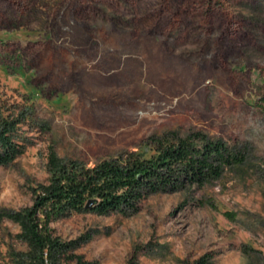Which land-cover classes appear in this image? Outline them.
<instances>
[{
  "label": "rangeland",
  "instance_id": "1",
  "mask_svg": "<svg viewBox=\"0 0 264 264\" xmlns=\"http://www.w3.org/2000/svg\"><path fill=\"white\" fill-rule=\"evenodd\" d=\"M3 117L25 149L0 164L1 209L34 203L52 150L92 165L175 132L237 145L213 183L50 226L94 264H264V0H0ZM19 231L0 219V264L26 249Z\"/></svg>",
  "mask_w": 264,
  "mask_h": 264
},
{
  "label": "trees",
  "instance_id": "2",
  "mask_svg": "<svg viewBox=\"0 0 264 264\" xmlns=\"http://www.w3.org/2000/svg\"><path fill=\"white\" fill-rule=\"evenodd\" d=\"M18 119H0V164H10L25 149L15 138ZM153 153L126 150L103 157L92 165L49 154L51 176L33 187L34 203L21 209H1L0 219L20 225L17 236L25 250L13 251L16 264H94L75 253L79 239L63 240L50 222L71 211L98 214L135 213L149 194L172 192L213 183L227 167L240 164L245 155L237 145L195 131L151 136ZM92 200L90 205L87 203ZM134 253L128 264H136ZM183 264H213L207 254Z\"/></svg>",
  "mask_w": 264,
  "mask_h": 264
},
{
  "label": "water",
  "instance_id": "3",
  "mask_svg": "<svg viewBox=\"0 0 264 264\" xmlns=\"http://www.w3.org/2000/svg\"><path fill=\"white\" fill-rule=\"evenodd\" d=\"M92 203V200H90L88 203H87V205H90Z\"/></svg>",
  "mask_w": 264,
  "mask_h": 264
}]
</instances>
